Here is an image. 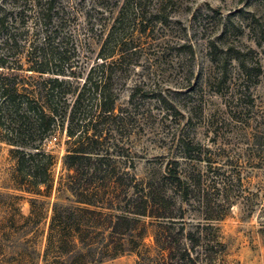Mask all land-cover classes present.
Here are the masks:
<instances>
[{
	"label": "trees",
	"instance_id": "obj_1",
	"mask_svg": "<svg viewBox=\"0 0 264 264\" xmlns=\"http://www.w3.org/2000/svg\"><path fill=\"white\" fill-rule=\"evenodd\" d=\"M81 1L0 0V141L12 147L21 183L37 196L29 199L27 218L35 224V249L25 256L35 255V264H89L138 254L152 225L153 254L143 252L136 264H217L223 244L214 222L223 205L234 204L225 198V171L210 178L208 166L185 175L173 159L161 177L143 185L116 138L134 119L138 90L129 94L130 108L118 106L116 73L131 66L135 35L151 32L149 21L160 19L159 8L149 13L144 0L94 2L89 9L100 11L94 25L101 44L85 69L76 44L78 15L88 21L94 16L81 12ZM182 46L192 52L191 45ZM216 79L222 86L223 75ZM57 130L66 136L65 173L55 183V158L45 143ZM176 147L182 157L201 160V145L188 137L178 136ZM52 191L45 209L38 196ZM184 205L198 212L194 224L185 221Z\"/></svg>",
	"mask_w": 264,
	"mask_h": 264
},
{
	"label": "rangeland",
	"instance_id": "obj_2",
	"mask_svg": "<svg viewBox=\"0 0 264 264\" xmlns=\"http://www.w3.org/2000/svg\"><path fill=\"white\" fill-rule=\"evenodd\" d=\"M94 2L105 1L83 0L79 5L81 12L94 16L88 21L84 13L78 15L76 44L85 69L95 61L101 44L100 27L94 25L100 11L89 9ZM143 3L149 13L159 8L161 17L149 21L150 33L135 35L132 64L116 73L121 89L118 106L130 108L129 94L134 86L138 89L131 111L134 119L116 134L124 158L133 162L137 182L143 185L161 177L173 159L179 160L185 175L210 166L207 174L214 178L224 170L225 198L234 204L223 205V216L214 222L223 244L217 264H264V0ZM221 75L225 81L217 86ZM180 135L201 145V160L177 153ZM65 140V132L57 130L45 143L55 158V183L65 173ZM27 190L17 175L12 147L0 141V264L36 263L35 255L25 256L35 249V224L27 218L29 199L37 197ZM38 198L45 200L47 209L54 191ZM184 208L187 224L197 222L198 212L189 205ZM43 227L45 220L39 224V229ZM36 239L42 247L43 231ZM153 251L154 226L147 225L138 254L89 264H136L139 255Z\"/></svg>",
	"mask_w": 264,
	"mask_h": 264
}]
</instances>
